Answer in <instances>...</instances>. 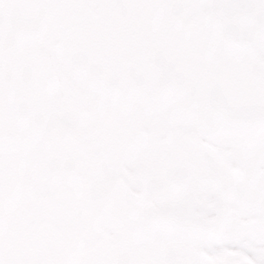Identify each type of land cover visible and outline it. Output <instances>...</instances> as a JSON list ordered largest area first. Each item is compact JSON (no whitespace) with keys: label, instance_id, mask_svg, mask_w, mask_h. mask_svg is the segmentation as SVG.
Instances as JSON below:
<instances>
[{"label":"rangeland","instance_id":"374dc122","mask_svg":"<svg viewBox=\"0 0 264 264\" xmlns=\"http://www.w3.org/2000/svg\"><path fill=\"white\" fill-rule=\"evenodd\" d=\"M43 5L42 11H35L34 4L30 7L31 30L27 33L24 0H0V79L6 82L10 94L15 74L22 76L24 105L17 113L14 107L11 109L26 134L24 144L8 143L0 148V160L11 157L24 166L13 177L0 162V259L11 264H128L136 243L146 239L152 242L160 264H251L239 255L226 253L213 262L205 252L232 241L241 248L250 244L253 254L254 242L264 244V171L258 170L260 164L239 162L242 181L253 186L249 205L230 206L234 191L223 190L227 182H221L215 185L218 194L214 200L223 205L213 209L209 219L197 207L169 210L155 203L148 206L146 200L151 195L144 192L140 182H148L158 193L159 184L152 173H162L163 179L173 174L176 183H183L184 192L191 196L190 184H184L186 169L178 161L185 153L193 167L192 160L203 154L186 144L181 149L174 137L155 136L152 142L159 146L158 168L150 166L151 173L133 175L136 188L128 187L126 193L111 192L105 188L100 170L86 164V158L72 147L57 141L51 113L43 106L44 98L50 103L48 92L28 76L18 46L39 41L52 61L59 60L87 91L93 72L105 70L110 75L119 67L122 75L128 69L125 57L139 49L159 44L180 59L193 50L201 65H211L220 74L219 81L229 91L237 87L226 97L214 93L222 107L227 109L232 99L245 101L238 111L249 116L256 99L263 103L264 112V0H74ZM72 6L78 10H72ZM55 38L61 41L57 48L51 46ZM10 54L18 57L14 66ZM169 56L162 52V57ZM197 75L204 80L216 76L203 69ZM112 79L108 78L110 84ZM95 83L100 93L102 81ZM191 83L197 89L202 86L198 80ZM245 88L249 89L247 93ZM58 90L64 100L65 85L60 84ZM68 117L76 127L83 126V120L70 114ZM248 128L246 124L233 129L235 140ZM145 134L151 132L145 130ZM27 147L33 164L28 171ZM206 157L208 163L202 170L211 172L215 160ZM137 167L147 170L140 161ZM46 182L61 206H68L70 222L65 241H60L52 228L45 229L42 242L48 248L33 255L27 252V196L37 193L41 197ZM246 191L243 185L239 195ZM227 208L233 215L241 214L242 220L228 215ZM12 250L17 252L16 257ZM254 255L263 264L264 252L258 250Z\"/></svg>","mask_w":264,"mask_h":264},{"label":"bare ground","instance_id":"6f19581e","mask_svg":"<svg viewBox=\"0 0 264 264\" xmlns=\"http://www.w3.org/2000/svg\"><path fill=\"white\" fill-rule=\"evenodd\" d=\"M25 2L27 4V0ZM72 10L78 9L72 6ZM59 45L61 41L55 38L52 46L57 48ZM21 50L29 76L53 92L50 110L58 124L60 140L70 143L78 155L86 158L84 161L86 164L100 170L107 190L126 193L128 187L136 188L133 175L151 173L150 166L158 168L159 146L152 142V137L168 135L174 137L181 149H183L181 146L186 144L202 151L203 154L192 160L195 164L193 167L185 153L178 161L180 166L186 169L184 184H190L191 196L184 192L183 183L182 185L176 183L177 176L173 174L163 179L162 173H152L159 184L158 193L149 187L148 182H140L144 192L151 195L146 200L148 206L155 203L169 210L197 207L202 210V215L209 219L213 209L223 205L214 200L218 194L215 185L221 182H227L226 186L222 187L223 190L234 191L230 206L242 207L251 203L253 186L242 181L239 162L242 161L244 165L260 164L258 170L264 171V114L256 101L251 103L249 116L238 111L246 104L245 101L232 99L227 109H224L214 93L219 92L226 97L228 94L233 95L237 87L229 91V88L219 81L220 74L215 72L211 65H201L193 50H189L184 59H180L173 50L168 49L164 50L170 56L162 57L164 50L159 44L139 49L125 57L124 65L128 69L124 74H120L122 69L119 67L111 70L110 75L105 70L93 72V82L87 95L82 84L76 80L75 88L72 89L71 105L79 115L77 118L83 120L81 128L76 127L67 118L69 113L65 114L58 92L53 91L57 86L52 79L48 77L45 79L38 67L33 69L32 63L39 59L36 50L44 53L40 43L25 44ZM11 58L15 63L14 57ZM40 60H43L42 54ZM201 69L214 73L215 78L212 80L200 78L197 72ZM110 77H113L111 84L108 81ZM96 80L102 81L97 99ZM191 80H198L202 84L201 88L197 89ZM206 84L211 87L206 88ZM9 89L10 94L6 82L0 79V148L8 143L24 144L26 138L23 126L16 122L11 109L14 107L17 113L24 105V100L21 99L24 97V91L20 80L16 78L9 85ZM15 89L16 93L13 92ZM248 90L245 88V93ZM110 93H113L111 99ZM246 124L249 128L244 129L245 135L235 140L236 133L233 129L238 130L241 125ZM145 130H149L151 134L146 135ZM206 155L215 160L211 172L202 170L203 165L208 163ZM138 161L146 167L145 172L137 167ZM0 162L7 167L13 177L24 167L11 157ZM32 167L27 147V171ZM37 169L39 167L35 170ZM94 179L97 184V177ZM243 185L245 189L247 187V191L245 195L240 196L239 192H242ZM262 186L264 191V182ZM67 209L61 206L58 197L51 194L47 182L42 197L37 193L27 196L29 254L38 255L47 250L46 243L42 242V235L48 227L54 230L60 241L66 240L67 226L70 222ZM228 215H233L231 208ZM233 217L242 220L241 214H234ZM10 252L14 257L17 256L15 250ZM226 252L239 255L241 259L252 264H261L254 254L233 242L214 246L212 252L205 254L213 262H217ZM0 261L3 262L0 264H11L7 261L4 263L2 259ZM128 264H160L152 242L142 241L136 244L134 255Z\"/></svg>","mask_w":264,"mask_h":264},{"label":"flooded vegetation","instance_id":"af4514ba","mask_svg":"<svg viewBox=\"0 0 264 264\" xmlns=\"http://www.w3.org/2000/svg\"><path fill=\"white\" fill-rule=\"evenodd\" d=\"M31 1H33V0H27V3H28V2H31Z\"/></svg>","mask_w":264,"mask_h":264}]
</instances>
